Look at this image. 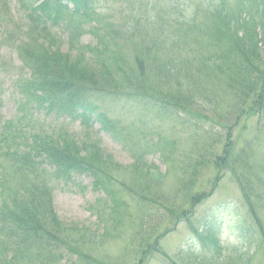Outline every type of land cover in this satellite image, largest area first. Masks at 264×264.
I'll use <instances>...</instances> for the list:
<instances>
[{
  "label": "trees",
  "instance_id": "obj_1",
  "mask_svg": "<svg viewBox=\"0 0 264 264\" xmlns=\"http://www.w3.org/2000/svg\"><path fill=\"white\" fill-rule=\"evenodd\" d=\"M97 1L43 0L40 7L28 11V33L18 50L25 65L31 67L25 92L28 103L23 104L26 107L35 105L33 108L44 109L48 113L57 111L63 115L79 116L84 121H98L102 129L113 133L115 120L112 121L99 108L95 109L85 93L89 85L90 92H96L97 88L107 93L120 91L121 95L115 94L116 98L132 95V78L126 73L118 75L119 70L108 59L110 50H114L111 37L102 34L99 30L103 27L102 22L99 24L94 19L96 23L91 30L97 42L81 46L74 53L73 46L68 50H63L62 46L54 47L50 40V24L47 22L50 20L55 25L64 24L65 28L72 31L69 27L73 24L72 19L101 18L102 13L96 9ZM219 1L213 9L218 22L211 24L212 37L215 40L229 39L228 50H208L194 60L182 62L170 59L164 65H156L162 81L169 88L166 97L170 100L156 105V109L161 112L156 110L159 114L165 112L170 115L172 109L185 111V117L180 122L193 130L196 127L191 120H186L187 114L202 122L211 116L225 132L223 137L221 134L214 135L216 145H211L199 164L202 169L208 155L213 161L216 178L211 190L192 193L195 187L193 183L182 181L180 190L183 189L188 206L183 201L176 202V197L156 194L153 186L164 173H160L157 166L149 165L144 156L138 154L135 165L133 163V173L144 178L142 187L124 185L122 181H116L114 185L110 173L103 170L107 169L112 157L102 149H85V154H82L79 145L64 138L60 132L57 134V131L33 128L27 134L24 127L6 123L0 133V264H22L18 260L21 256L27 259V264H59L67 254L75 258L72 264H77L79 260L85 264H120L110 263L106 258L98 259L91 252L92 247L104 241L110 227L97 234L96 230L87 226H68L61 221L54 209L53 191L48 181L51 177L65 182L72 181L75 175L92 177L94 187L105 194V208L97 211L100 220L107 225L114 218L122 216L125 208L122 195L126 191L127 196L131 200L136 198L138 204L146 202L152 205L155 210H151L155 211L157 218L165 217H159V214L167 215L172 220V230L178 223L186 222L203 243L211 244L219 253L221 248L214 223L207 221L201 231L192 220L197 206L213 194L225 173L229 172L249 203L246 204L251 217L256 224L261 223L257 205L250 200V193H255L250 190L251 186L256 188V184L261 181V176L255 175V162L250 150L257 137H252L246 141L245 147L236 151L234 130L242 121L244 129L250 121L256 126H264V0H236L233 10L227 7V0ZM193 13L192 5L183 8L176 3L175 6L166 7L162 13L157 11L154 14L152 9L142 13L137 9L132 14L139 20L148 18L154 25L175 24L194 29L197 25ZM67 19L70 24L66 23ZM131 32L139 30L134 28ZM57 55L63 64L66 63L62 71L60 59H55ZM225 96L231 102L223 111L221 107ZM167 106L170 107L166 109ZM221 143L219 152L217 147ZM146 218L144 214L142 220ZM144 226L145 222L141 229ZM151 231L156 233L155 228ZM148 233L139 230L134 236L132 245L139 243L135 246L139 264H151L161 256L169 259L160 247L159 235L155 237L153 245L145 239ZM25 250H30V255L23 253Z\"/></svg>",
  "mask_w": 264,
  "mask_h": 264
},
{
  "label": "rangeland",
  "instance_id": "obj_2",
  "mask_svg": "<svg viewBox=\"0 0 264 264\" xmlns=\"http://www.w3.org/2000/svg\"><path fill=\"white\" fill-rule=\"evenodd\" d=\"M227 1L229 10L235 9L236 0ZM4 2L6 6L8 5L7 10L4 9ZM219 2V0H99L97 6L102 13L101 18L92 17V20L96 19L99 24L102 22L103 27L99 30L106 34L105 36L111 37L114 50H110L108 59L119 70L118 75L126 73L132 78L130 86L132 95L128 94L127 97L116 98L115 94L121 95L120 91L107 93L95 88L96 92H90L91 86L86 84L88 90L85 93L88 94L87 98L94 104L95 109L105 111L112 121L115 120L112 134L102 130L99 122L87 125L80 119L71 120L49 115L45 110L31 111V108L21 107L25 102L24 93L27 91L31 67L24 65L16 47L11 44V37L7 40L1 37L12 26L0 23V125L7 122V125L24 127L27 134L31 133L33 128L57 131V134L60 132L64 138L75 141L82 154H85V149H102L105 154L112 157L111 163L106 166L107 169H102L110 173L114 185L116 181H122L124 185L142 187L144 178L138 173L134 174L133 169L136 155L144 156L149 165L157 166L159 172L164 173L153 186L156 189L154 193L164 197H176V202L183 201L188 206L183 189L180 190L181 183L186 180L192 182L195 186L192 193L211 190L212 182L216 178L213 161L208 155L202 169L199 164L211 145H216L214 135L221 134L223 137L225 132L211 116L206 122H202L199 118L187 114L186 120H191L196 127L193 130L180 122V119L183 120L185 117V111L177 112L172 109L170 115L165 112L158 115L156 105H162V102L170 100L166 97L169 95V88L162 81L156 65H164L170 59L187 62L189 59L200 58L208 50L213 49L219 52L227 51L230 46L229 39L215 40L212 37L211 24L218 22L213 15V9ZM176 3L183 8L185 5H192L197 27L189 29L175 24L154 25L148 18L139 20L132 14L137 9L142 13L150 9L154 14L157 11L162 13L166 7L175 6ZM0 10L3 15L8 12L6 19L25 28L23 38H26L28 17L19 1L0 0ZM92 20H86L84 31L82 26H74L73 31L76 30L78 43L72 37L70 39V32L65 31L62 26L51 28V43L55 48L62 46L63 50L71 49L73 46L74 53L81 46L93 45L97 38L93 31L90 32ZM134 28L139 32H131ZM79 32L81 33L78 37ZM55 59H60V56L57 55ZM157 60L159 62L156 63ZM64 65L66 63L63 64L60 59L61 71ZM125 88L128 89L126 85ZM113 89L116 88L113 86ZM230 102L231 100L225 96L221 109L224 111ZM20 109L27 112L26 119ZM28 122L31 126H26ZM243 126L244 121L234 130L235 149L239 151L246 146V141L257 137L253 148L248 149L252 151L255 162L253 163L255 175L259 174L261 181L256 184V188L251 186L250 190L255 193H250V200L257 205L261 223L259 225L255 223L249 213L246 197L232 174L226 172L213 194L197 206L192 220L194 226L201 231L207 221L214 223L221 245L219 254H216L211 244L203 243L186 222L178 223L172 230V220L167 215L159 214V217H165L157 218L152 205L146 202L138 204L137 199L131 200L126 191L122 195L125 200L122 216L111 220L110 225L105 224L98 215V209L105 208V194L94 187L93 178L87 175H75L70 182L49 178V184L53 189L54 209L61 221L68 226L76 225L80 228L87 226L96 230L97 234L110 227L104 241L91 248L96 258H106L110 263L139 264L135 252V246L139 243L132 244L135 242L136 232L142 230L143 233L149 232L145 239L152 244L159 235L160 247L169 257V259L157 257L151 264H189V260L192 264H264V126H256L251 121L248 122L247 128L244 129ZM217 148L220 152L222 143ZM111 191L114 192V188ZM144 214L147 218L142 220ZM116 219L118 221H115ZM143 222L145 226L141 229ZM153 228L156 229V233L151 231ZM23 253L30 255V250ZM64 256L59 264H72L75 261L71 255ZM18 260L22 264H27V259L23 256ZM77 264L85 263L79 260Z\"/></svg>",
  "mask_w": 264,
  "mask_h": 264
}]
</instances>
